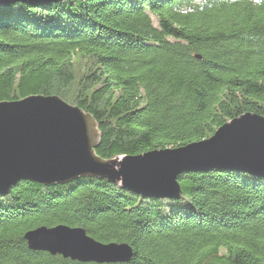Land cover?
I'll list each match as a JSON object with an SVG mask.
<instances>
[{"label": "trees", "instance_id": "16d2710c", "mask_svg": "<svg viewBox=\"0 0 264 264\" xmlns=\"http://www.w3.org/2000/svg\"><path fill=\"white\" fill-rule=\"evenodd\" d=\"M57 95L97 121L104 159L180 148L246 113L264 116V0H61L0 8V101ZM179 198L106 179L0 194V264L81 263L33 251L26 232L82 227L127 243L114 264H264V177H179Z\"/></svg>", "mask_w": 264, "mask_h": 264}, {"label": "water", "instance_id": "95a60500", "mask_svg": "<svg viewBox=\"0 0 264 264\" xmlns=\"http://www.w3.org/2000/svg\"><path fill=\"white\" fill-rule=\"evenodd\" d=\"M61 0H0L14 2ZM94 117L57 95L0 101V194L20 181L45 186L79 178L106 179L141 196L179 198V177L190 172L231 169L264 177V116L246 113L219 127L208 139L180 148L104 159ZM28 248L81 263H127V243H102L82 227L41 226L25 233Z\"/></svg>", "mask_w": 264, "mask_h": 264}]
</instances>
